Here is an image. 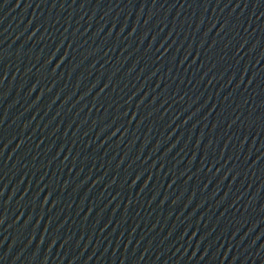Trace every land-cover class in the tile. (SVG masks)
Returning <instances> with one entry per match:
<instances>
[{"label":"water","instance_id":"water-1","mask_svg":"<svg viewBox=\"0 0 264 264\" xmlns=\"http://www.w3.org/2000/svg\"><path fill=\"white\" fill-rule=\"evenodd\" d=\"M0 42L206 264H264V0H0Z\"/></svg>","mask_w":264,"mask_h":264}]
</instances>
